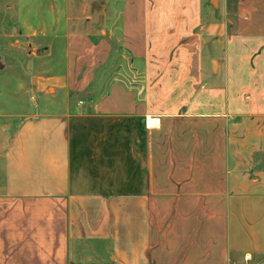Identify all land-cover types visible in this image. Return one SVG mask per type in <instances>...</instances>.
I'll list each match as a JSON object with an SVG mask.
<instances>
[{
	"label": "crops",
	"instance_id": "0c3cea01",
	"mask_svg": "<svg viewBox=\"0 0 264 264\" xmlns=\"http://www.w3.org/2000/svg\"><path fill=\"white\" fill-rule=\"evenodd\" d=\"M47 5L57 66L0 77V264H264V0Z\"/></svg>",
	"mask_w": 264,
	"mask_h": 264
},
{
	"label": "rangeland",
	"instance_id": "374dc122",
	"mask_svg": "<svg viewBox=\"0 0 264 264\" xmlns=\"http://www.w3.org/2000/svg\"><path fill=\"white\" fill-rule=\"evenodd\" d=\"M47 2L0 0V77L11 91L15 90L11 82H25L44 64L57 66L62 58L68 24L58 19L60 11L65 10L56 6L48 12ZM2 94L9 95L7 91Z\"/></svg>",
	"mask_w": 264,
	"mask_h": 264
}]
</instances>
